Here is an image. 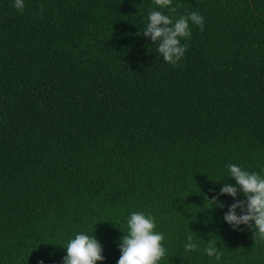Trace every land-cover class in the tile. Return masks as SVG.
Listing matches in <instances>:
<instances>
[{
    "label": "trees",
    "instance_id": "1",
    "mask_svg": "<svg viewBox=\"0 0 264 264\" xmlns=\"http://www.w3.org/2000/svg\"><path fill=\"white\" fill-rule=\"evenodd\" d=\"M14 2L0 0V264H62L79 232L116 264L134 211L165 237L160 264H264L218 195L236 186L228 164L264 175V0ZM150 10L204 17L176 66L143 35Z\"/></svg>",
    "mask_w": 264,
    "mask_h": 264
},
{
    "label": "clouds",
    "instance_id": "2",
    "mask_svg": "<svg viewBox=\"0 0 264 264\" xmlns=\"http://www.w3.org/2000/svg\"><path fill=\"white\" fill-rule=\"evenodd\" d=\"M159 9L168 8L171 12L172 0H154ZM18 11H23L24 0H15L13 5ZM43 9H41V12ZM147 24L142 31L145 37H150L158 45L157 51L163 60L173 66L178 65L184 57L187 44H181L182 39L191 38L190 23L204 30V17L199 12L181 15L173 20L169 15L160 10H150ZM140 33H138L139 35ZM229 177L234 179L236 186L225 183L218 195H229L235 202L228 206V211L223 219L234 230L240 225H247L253 229V237L264 240V175L257 172L244 170L237 164L227 165ZM243 193L246 199H238V194ZM207 199V198H206ZM209 202L224 207L214 196ZM240 210V214L237 213ZM127 231L120 238V257L116 264H160L166 257L167 249L163 245L164 235L156 231L155 218L144 212L134 211L126 219ZM184 246L185 252L197 251L194 237L188 235ZM67 254L62 258V264H97L104 261L103 247L95 235L84 232L75 234L70 238L65 247ZM204 252L211 258L219 261L223 252L220 251L215 241H209ZM39 264H43L40 261Z\"/></svg>",
    "mask_w": 264,
    "mask_h": 264
}]
</instances>
